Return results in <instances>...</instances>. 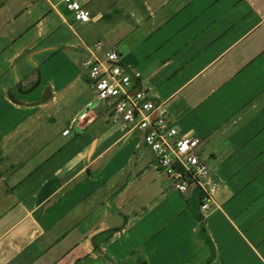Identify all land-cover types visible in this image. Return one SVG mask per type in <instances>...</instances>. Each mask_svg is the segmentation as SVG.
Returning <instances> with one entry per match:
<instances>
[{
	"label": "crops",
	"instance_id": "crops-1",
	"mask_svg": "<svg viewBox=\"0 0 264 264\" xmlns=\"http://www.w3.org/2000/svg\"><path fill=\"white\" fill-rule=\"evenodd\" d=\"M80 1L88 21L0 0V264H264V0ZM112 48L199 137L218 182L206 209L106 110L58 127L95 100L75 50L82 65Z\"/></svg>",
	"mask_w": 264,
	"mask_h": 264
},
{
	"label": "built area",
	"instance_id": "built-area-1",
	"mask_svg": "<svg viewBox=\"0 0 264 264\" xmlns=\"http://www.w3.org/2000/svg\"><path fill=\"white\" fill-rule=\"evenodd\" d=\"M64 2L72 11L74 19L88 21L89 9L80 0H57ZM100 48V43L96 44ZM115 49L101 55L94 52L85 57L82 65L87 69L88 84L100 99L110 107L109 114L121 120L127 131L141 132V142L155 155L157 166L168 175L174 187L186 192L198 187L202 193L201 209L213 200L218 182L209 178L208 153L198 150L199 137L190 132H180L172 123L161 102H155L149 92L137 83L140 72L118 61ZM89 118L88 110L78 113L73 123ZM69 127L62 129L66 134Z\"/></svg>",
	"mask_w": 264,
	"mask_h": 264
},
{
	"label": "rangeland",
	"instance_id": "rangeland-1",
	"mask_svg": "<svg viewBox=\"0 0 264 264\" xmlns=\"http://www.w3.org/2000/svg\"><path fill=\"white\" fill-rule=\"evenodd\" d=\"M76 52H74L73 55V61L76 65L75 71L79 70L80 71V80H78V85L80 87V89H82V94L88 96V97H92L94 95V91L88 86L86 80H85V73H86V69L81 65V60H82V53L79 50H75ZM82 105V102L75 100L72 102H69L66 104V106H64L63 111H61L60 113L58 112L57 117H58V127H61L63 125H70L72 127V130H74V126L76 125V123H69L70 118L76 114L78 112V109L80 108V106ZM91 108L93 111H102V110H106L107 112H110V107L107 103H103L100 99H95L92 100L86 107L87 109ZM122 121L121 120H117L116 123L120 124ZM128 137H136L141 139V132H139L138 130H132ZM146 149V147L144 148ZM151 151V150H150ZM152 153V152H151Z\"/></svg>",
	"mask_w": 264,
	"mask_h": 264
}]
</instances>
